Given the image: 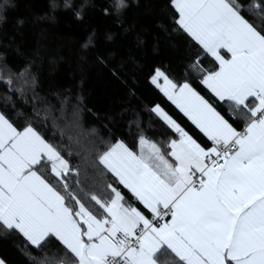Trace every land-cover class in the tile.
<instances>
[{
    "label": "snow or ice",
    "instance_id": "obj_1",
    "mask_svg": "<svg viewBox=\"0 0 264 264\" xmlns=\"http://www.w3.org/2000/svg\"><path fill=\"white\" fill-rule=\"evenodd\" d=\"M10 6L3 0L0 13ZM124 6L115 0L113 10ZM169 6L187 45L183 74L156 66L148 80L202 139L159 103L147 112L170 131L163 141L149 138L132 105L127 131L117 134L109 117L103 135L84 127L92 110L79 96L21 126L0 111V232L21 238L30 264H264V0ZM66 131L85 139L83 170L69 159Z\"/></svg>",
    "mask_w": 264,
    "mask_h": 264
},
{
    "label": "trees",
    "instance_id": "obj_2",
    "mask_svg": "<svg viewBox=\"0 0 264 264\" xmlns=\"http://www.w3.org/2000/svg\"><path fill=\"white\" fill-rule=\"evenodd\" d=\"M9 3L11 6L0 13V111L12 116L18 126L46 104L58 108L59 99L70 95L73 99L79 96L85 109L92 110L82 113L84 127L99 128L102 135L106 133L101 121L107 123L109 117L114 119L110 127L117 134L125 133L131 114L123 109L132 105L141 110L145 126L151 129L149 138L166 140L170 131L147 112L152 103H159L190 134L202 139L148 80L156 66L171 69L177 77L183 74L187 45L185 38L173 31L169 0H123L125 6L119 13L113 10L115 0ZM9 78L12 85L6 83ZM196 87L205 93L201 86ZM129 88L135 89V98L129 97ZM45 131L48 138L61 140L53 124ZM62 139L72 153L69 159L73 165L81 170L87 167L85 139L77 143L71 131ZM21 248L18 235L0 232V257L7 264H30ZM161 261L167 264V257Z\"/></svg>",
    "mask_w": 264,
    "mask_h": 264
},
{
    "label": "crops",
    "instance_id": "obj_3",
    "mask_svg": "<svg viewBox=\"0 0 264 264\" xmlns=\"http://www.w3.org/2000/svg\"><path fill=\"white\" fill-rule=\"evenodd\" d=\"M1 258V257H0ZM7 264V263H6Z\"/></svg>",
    "mask_w": 264,
    "mask_h": 264
}]
</instances>
